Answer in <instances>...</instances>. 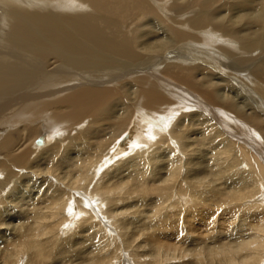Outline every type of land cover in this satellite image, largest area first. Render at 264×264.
I'll use <instances>...</instances> for the list:
<instances>
[{
	"label": "bare ground",
	"instance_id": "bare-ground-1",
	"mask_svg": "<svg viewBox=\"0 0 264 264\" xmlns=\"http://www.w3.org/2000/svg\"><path fill=\"white\" fill-rule=\"evenodd\" d=\"M0 132V264L71 262L83 242L78 264H112V227L141 264H262L264 2L0 0Z\"/></svg>",
	"mask_w": 264,
	"mask_h": 264
},
{
	"label": "rangeland",
	"instance_id": "rangeland-1",
	"mask_svg": "<svg viewBox=\"0 0 264 264\" xmlns=\"http://www.w3.org/2000/svg\"><path fill=\"white\" fill-rule=\"evenodd\" d=\"M262 2H264V0H262ZM211 47H213V46H211ZM215 47H216V45H215ZM216 49L217 48H215L214 49V51H216ZM258 56V55H257ZM197 128V130L196 131H199L200 132V130H202V128L200 127V126H198V127H196ZM1 135H3L2 134V132H0V137H1ZM199 137V136H198ZM35 146L37 145V147H41V146H38V144H37V141L35 142V144H34ZM178 148V147H177ZM184 159H185V161H184ZM205 160V158L203 159V160H199L200 161V164H201V162L202 161H204ZM188 161V162H187ZM186 161V157L184 158L183 157V161H182V163L184 164L183 166V170L182 171H184L183 173H184V175L185 174H187V172H191V168H193V170L195 169V168H198V165L196 164V162H195V160L193 161V160H187ZM194 162V163H193ZM247 163H245L244 164V162H243V165L241 166L242 168H244V169H247L246 167H245V165H246ZM187 167H186V166ZM190 165H191V168H190ZM188 168V169H187ZM185 169V170H184ZM114 170V169H113ZM192 170V171H193ZM24 172H26V171H18V174L15 176V178L13 179V181H10L9 182V184H8V186L4 189V191L2 192V194H4V196L1 194V196L4 198V197H7L9 194H10V192L12 191V190H14L15 188H16V185H17V187L19 186V184L21 183V180L22 179H24V178H21L22 176H24L25 175V173ZM154 172H151V174H149L148 176H147V181H148V183H146V185H144V188L145 189H147V191L145 192V193H141V194H144L143 196H145L144 198H143V201H141V203L139 202V200H136V198H134L133 199V201L132 200H130L131 202L129 203L130 204V206L132 205L133 207H131V208H133V209H136L137 211H139V215H136L135 213H132V214H130L129 215V217H130V219H129V221L130 222H133L134 224H136V225H138L137 223H136V221H138V220H140L139 218H141V216H140V214H142L143 216H146L147 215V217L149 218V217H153V216H150L149 214H151L152 213V215H153V212L152 211H154L155 209H156V205L154 204L155 203V200L154 199H156L155 197H157V194L156 193H154V188H153V186L152 185H154V184H152L155 180H156V178H158V177H155L157 174L155 173V175L153 174ZM22 175V176H21ZM152 175H154V176H152ZM155 177V178H154ZM0 178H2L3 179V176L1 175V177ZM2 179H0V180H2ZM17 180V181H16ZM15 183V184H14ZM11 184V185H10ZM147 184L149 185V186H147ZM152 184V185H151ZM13 185H15V188L13 187ZM150 186H152V188L150 187ZM14 188V189H13ZM151 188V189H150ZM37 189L38 188H36L35 187V185L34 186H32L31 185V183H30V185H29V188H26V190L25 191H22V194H24L23 196L24 197H27V198H30V196L31 195H33V196H35V192L37 191ZM209 189H211L210 187H208L206 190H209ZM263 189H264V187H263ZM9 190H10V192H9ZM205 190V191H206ZM7 191V192H6ZM30 191V192H29ZM153 191V192H152ZM262 191V190H261ZM6 193V194H5ZM34 193V194H33ZM147 193H149V194H147ZM29 194V195H28ZM31 194V195H30ZM139 195V196H142V195ZM155 196V197H154ZM134 197V196H133ZM219 199V198H218ZM152 201H154V202H152ZM142 202H143V204H142ZM149 202H151V204L149 203ZM15 204H16V202H15ZM151 206H150V205ZM14 204H9V203H7L6 204V206L5 207H8L7 208V212H5L4 213V215H5V217L3 216V218L5 219V221H7V220H9V218L10 217H13V219L14 220H19V221H21V218H20V215L17 213H14V211L15 210H13L12 209V206H13ZM141 205V206H140ZM144 205V206H143ZM149 208H148V207ZM144 207V208H143ZM229 207V208H228ZM145 209H147L146 211H145ZM149 209V210H148ZM210 209H214V206L213 205H211V206H209V210ZM229 209V211L231 210V206L230 205H228L227 206V209L226 210H228ZM18 210V209H17ZM135 212V211H134ZM146 213V214H145ZM252 213L253 214H256V215H258L259 214V212L258 211H252ZM11 215V216H10ZM216 215V214H215ZM215 215H213V218H212V221H211V226H213L211 229L213 230H211V229H209V230H211V234L210 235H207L206 236V238L205 237H203L201 240H199V241H197L198 243H200V246H207V245H209V244H211L210 242H213L214 240H213V237H215V238H217V235H219L220 236V234H218V229L217 228H215V227H217V225H218V227L219 226H223L224 227V225H222V224H220V223H222V222H220V220H222L223 219V217H222V215L219 213V214H217L216 216ZM146 218V217H145ZM7 219V220H6ZM104 220V219H103ZM146 222L148 221V220H145ZM215 222H216V224H215ZM218 222V223H217ZM234 225L236 226V227H234V229H233V231L230 233V234H232L231 236L232 237H230V239L231 238H233V236H235L236 234L237 235H239V234H243L241 231H243V230H245L246 228H244L243 229V226L241 227V224L243 225L244 223H242V221H241V218L239 219V217H237L236 218V220H234ZM9 223V222H8ZM141 222H139V224H140ZM239 225V227H238V225ZM115 228V227H114ZM114 228L112 227V229L111 230H113L112 231V233L114 234V236L116 237L115 238V240L113 239V241H112V246H109V248H107L108 250H106V252H105V255H107L108 253V257H110V259H112L111 261V263L112 264H141V263H139V262H137V258L134 260V256H133V253H136L137 254V257H138V259L140 258V254H147L148 255V252H143V250L145 249H147L146 247L143 249V248H138L139 247V243H136L135 241H134V243H132L131 245H130V247H129V245H128V249H126V246L124 245V243H123V238H121V237H119L118 236V234L116 233V231L114 230ZM132 228H136V227H134V225L132 226ZM131 227H130V229H132ZM238 228H240V229H238ZM196 229H198V228H196ZM238 229V230H237ZM2 231H5V230H1V232ZM236 231V232H235ZM217 232V233H216ZM70 233L71 232H68L67 234H65V236H69L70 235ZM214 233H216V234H214ZM213 235V236H212ZM198 236V235H197ZM218 236V237H219ZM83 237V236H82ZM118 237V238H117ZM202 237V236H201ZM211 237V238H210ZM221 237H222V235H221ZM221 237H219V239L221 238ZM2 239H4V238H0V240L2 241ZM212 239V240H211ZM71 240H73V239H71ZM117 240V241H116ZM207 240V241H206ZM210 240V241H209ZM141 241V240H140ZM139 241V242H140ZM229 241V240H228ZM116 242V243H115ZM73 243V242H72ZM204 243V244H203ZM57 244L59 245V242H57ZM135 244V245H134ZM187 244V246L188 245H190V246H188L189 247V249H190V251L191 250H193V249H195V248H197V246H195V247H193V244H192V242H191V244L189 243H186ZM185 244V245H186ZM215 244H218L217 242L216 243H214V245ZM78 245H80V246H78ZM78 245H75V246H73V247H71V249L69 248L68 249V251L70 252L68 255L69 256H67V254H66V256H67V258H70L71 256V259H69V260H72L71 262H69V261H67V259H64L63 261H61V262H59V258L56 256V255H50L51 256V258L50 259H47V260H45V261H43L42 262V264H58V262L59 263H61V264H72V262H73V264L75 263V264H78V261H81V260H84V261H86L85 260V254H87V252L90 250V243L89 242H83V244L81 243V244H78ZM84 245V246H83ZM134 245V246H133ZM0 246H2V242H1V244H0ZM89 246V247H88ZM93 246V245H92ZM138 246V247H137ZM200 246H198V248L200 247ZM79 247H84L83 249H81V248H79ZM86 247V248H85ZM183 247H184V249H187L188 247H186V246H184L183 245ZM186 247V248H185ZM193 247V248H192ZM1 248V247H0ZM74 248H76V249H74ZM80 251V254H78L79 253V251ZM143 249V250H142ZM189 249H187V250H189ZM73 250V251H72ZM81 250H82V252H83V250H84V252L83 253H85V254H83L82 252H81ZM87 250V251H86ZM123 250V251H122ZM130 250V251H129ZM142 250V251H141ZM144 250V251H145ZM132 251V252H131ZM147 251V250H146ZM77 252V253H76ZM81 253H82V257H81V259H80V257H78V259H77V256H79V255H81ZM74 254L76 255V256H74ZM78 254V255H77ZM71 255V256H70ZM132 255V256H131ZM146 255V256H147ZM75 257V261H74V257ZM84 256V257H83ZM129 256V257H128ZM145 256V258H148V256L146 257ZM144 256H142L141 257V261H143V260H145V258L142 260V258H143ZM82 258H84V259H82ZM187 258V257H186ZM184 259V261H186L187 262V260L189 261V257L187 258V259ZM116 260V261H115ZM68 262V263H67ZM185 262V263H186ZM262 264H264V261H263V263Z\"/></svg>",
	"mask_w": 264,
	"mask_h": 264
},
{
	"label": "water",
	"instance_id": "water-1",
	"mask_svg": "<svg viewBox=\"0 0 264 264\" xmlns=\"http://www.w3.org/2000/svg\"><path fill=\"white\" fill-rule=\"evenodd\" d=\"M39 141H40V140L38 139V140H37V142H38L37 144H39Z\"/></svg>",
	"mask_w": 264,
	"mask_h": 264
}]
</instances>
